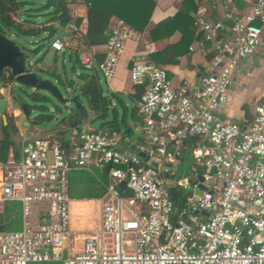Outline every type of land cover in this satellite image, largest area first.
I'll return each mask as SVG.
<instances>
[{
    "label": "built area",
    "instance_id": "2783aa9c",
    "mask_svg": "<svg viewBox=\"0 0 264 264\" xmlns=\"http://www.w3.org/2000/svg\"><path fill=\"white\" fill-rule=\"evenodd\" d=\"M232 3H222L228 26L208 20L202 6L194 13L198 38L187 50L208 45L211 55L192 89L185 81L173 87L149 59L152 44L120 19L109 23L99 61L73 25L48 42L54 51L71 50L83 71L106 82L126 44L141 46L128 78L142 88L135 107L143 163L116 148V132L106 136L86 124L66 146L54 136L21 139L19 157L0 163V206L18 203L21 222L19 230L0 231V264H264V99L244 130L220 116L239 62L264 47V0H250L241 16ZM189 139L204 189L175 210L167 182L184 183L167 165ZM92 168L107 180L95 224L79 239L69 223V174Z\"/></svg>",
    "mask_w": 264,
    "mask_h": 264
},
{
    "label": "crops",
    "instance_id": "0c3cea01",
    "mask_svg": "<svg viewBox=\"0 0 264 264\" xmlns=\"http://www.w3.org/2000/svg\"><path fill=\"white\" fill-rule=\"evenodd\" d=\"M67 1L69 2L68 14L71 18L79 20L77 29L80 36H83L86 30L87 1ZM223 1L224 0H154V7L144 28L141 31L134 29L141 34L145 42L152 44L153 52L149 55V59L152 64L166 71L167 77L173 87L179 85L182 81L187 83L189 89L197 85V81L202 75L203 68L207 64L211 54L208 45H204L203 49H197L191 53L187 50L194 40L198 38L192 25L193 16L197 7L202 6L204 15L208 20H222L224 25L228 26L230 22L222 18ZM232 6L237 10L238 16H241L249 10L250 0H233ZM113 19L118 18L111 17L109 23ZM49 24L50 23H47L46 26ZM52 26V36L48 37L47 30L42 32L47 37L48 42L57 32L61 35L68 34V31L65 29L66 25L60 26L58 23H53ZM91 48L94 49L95 59L97 61L101 60L103 44L91 46ZM47 50L53 53L51 62L59 60L64 67L69 66L72 61L76 60L71 50L63 49L61 51H54L49 47V44ZM140 51V45H134L130 42L126 44L124 53L118 61L113 78L108 82L103 80L105 84V93L101 92L100 80L98 79L99 73L89 74L85 72L87 73V77L94 78L96 90H99L98 93L100 97L104 98L105 104L103 107L99 105L96 110H92L88 105L87 109L92 111V114L87 121H82L81 124L89 125V123L96 122L97 126L91 130H98L106 136H109L110 132H116L118 134L115 141L116 148L120 152L135 157L140 163H143L141 147L144 146V140L140 134V117L135 107V103L141 94V87L132 86L128 78L130 61ZM45 55L46 52L38 59L39 63L41 60L45 59ZM76 68L82 70L77 61L73 70L75 71ZM83 73L84 72H78L80 77ZM80 77V85L82 86L83 81ZM230 81L231 83L227 89V103L220 111V116L236 123L241 130H244L248 127V124L253 118V107L255 103L264 99V47L258 49L247 59L240 61L238 71L231 75ZM112 94L119 96L121 104H118L116 99L112 98ZM7 118L11 119L18 132L14 139L15 148L10 150L8 159L14 156V152H16L19 157L20 141L23 138L35 139L54 136L63 146H66L68 142L76 140L78 126L81 125L79 124L77 127L73 128L68 127L66 124H60L62 118H68V116H60L53 122L45 124V128H39L36 127L39 125L29 124L26 129H22L19 127L20 114L10 105L6 107V119ZM72 119H74V116ZM68 121H70V119H68ZM125 129H127V131L124 133L123 131ZM192 142L191 139L185 141L179 157L171 164L167 165L173 172V180H180L184 183L183 187H175L173 181L167 182L169 192H171L174 197L172 203L175 210L183 205V195L190 194L193 191L190 185L185 184L186 180L188 178H194V180H196L198 177L196 169H200L201 171V167L193 161L190 153L193 146ZM72 172L69 174V188H72L73 185V189L75 188L77 193L73 191V196L70 197L69 195V203L74 201L79 204L90 201L92 203V214L94 218L90 228H85L86 225L81 227L80 235L75 228V224H73L74 226L70 225L71 231L76 238L80 239L89 232L95 224L97 200L105 190L106 182L104 183L103 181V174H105V172L93 168L88 171H83L85 173L82 175V181H73V183L71 179ZM179 199L181 200L179 201ZM1 209L2 205L0 206V211H2ZM78 242L81 244V241L78 239L74 242L76 250L80 247V244L79 247L77 246Z\"/></svg>",
    "mask_w": 264,
    "mask_h": 264
},
{
    "label": "trees",
    "instance_id": "16d2710c",
    "mask_svg": "<svg viewBox=\"0 0 264 264\" xmlns=\"http://www.w3.org/2000/svg\"><path fill=\"white\" fill-rule=\"evenodd\" d=\"M86 30L85 34L78 37L82 45L98 46L104 45L106 40V32L108 23L111 17L122 20L130 28L141 31L154 7V0H86ZM27 1L22 0H0V30L8 33H17L16 35L33 37L44 30L48 31V37L52 36V24L58 23L60 26L71 24L77 28L78 19H73L68 14L67 0H45L43 8L49 10L47 20L41 25L36 26L29 19L17 22L13 19V15L19 16V9H21ZM47 23H50L46 26ZM161 26V25H159ZM46 27V28H44ZM5 33V32H4ZM47 38V37H46ZM89 77V76H88ZM87 74H82L80 79L83 81L82 91L87 99L88 105L92 110H96L99 105L102 107L105 104L104 98L100 97L96 90V85L93 77ZM142 92V88H141ZM112 98L116 99L118 104H121L119 96L112 94ZM76 115V114H75ZM68 116L62 118L60 124H66L68 127H77L81 124L78 116ZM70 119V121H68ZM107 124V123H106ZM118 131V129H117ZM18 132L10 118L6 119V124H2L0 119V163H4L8 159L11 149L15 148L14 139ZM17 159L18 156L14 152L12 157ZM85 172H72L71 179L73 181H82ZM106 175L103 174V181L106 182ZM84 184V183H83ZM82 184V185H83ZM81 190V189H80ZM75 188H69L70 197L73 196ZM83 191V190H81ZM76 192V191H75ZM77 193V192H76ZM127 196L130 193H125ZM170 198L173 202L174 197L170 192ZM181 199H179L180 201ZM0 211V231H15L20 226V206L15 202H5Z\"/></svg>",
    "mask_w": 264,
    "mask_h": 264
},
{
    "label": "water",
    "instance_id": "95a60500",
    "mask_svg": "<svg viewBox=\"0 0 264 264\" xmlns=\"http://www.w3.org/2000/svg\"><path fill=\"white\" fill-rule=\"evenodd\" d=\"M10 35L0 30V118L2 123L6 124L8 105L15 108L30 125L47 124L60 116L75 114L80 122L87 121L92 111L87 109V99L80 85V75L73 70L76 60L65 67L61 61L54 60L50 65L47 64L48 67L42 68L38 59H35L36 51L15 42ZM126 131L127 129L123 132ZM150 165L156 166L153 162ZM203 172V168L201 171L196 169L197 179L186 180L188 185L196 181L199 183L192 191L194 199H197L204 189L201 185ZM122 185L123 183H120L119 187Z\"/></svg>",
    "mask_w": 264,
    "mask_h": 264
},
{
    "label": "rangeland",
    "instance_id": "374dc122",
    "mask_svg": "<svg viewBox=\"0 0 264 264\" xmlns=\"http://www.w3.org/2000/svg\"><path fill=\"white\" fill-rule=\"evenodd\" d=\"M22 1H24V3L25 1L27 2L21 9H19L18 11L19 16L13 15V19L21 23L23 20L29 19V21L33 22V24H35L36 26H41L47 20L48 13H49V10H47L46 8H43L45 0H22ZM4 32L6 33V35L12 34L10 35L12 39L15 42L23 45L27 49L32 50V51L34 49L37 55L35 57L36 60L40 59L42 54L46 52L45 59L41 60L40 62V67L46 68L48 67V65H50L51 60L53 59L52 57L53 53L47 50L48 40L43 33H40L33 37H21L19 35H16L17 33H14V32L13 33L12 32L8 33L7 31H4ZM75 71L77 73L80 71V72H84L83 74H87L85 73V71L80 70L78 68H76ZM98 79L100 80L101 92L105 93V84L103 82L102 77L99 74H98ZM20 116L21 118H20L19 127L22 129H26L27 125L29 126V124L26 122V120L23 118L21 114ZM96 126H97L96 122H92V123H89V125H87L89 129H93ZM36 127L45 128L46 125L42 124ZM69 205H70L69 207L70 208V225L74 226L73 224H75V228L78 230L77 232L80 235L81 227L83 225H86L85 228H90L91 225L93 224L94 218L92 214V203L90 201H87L84 203L77 204V202L72 201L69 203ZM136 208H137V205H133V210H135ZM79 244L80 243L78 242L77 243L78 247H79Z\"/></svg>",
    "mask_w": 264,
    "mask_h": 264
}]
</instances>
